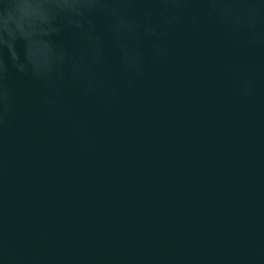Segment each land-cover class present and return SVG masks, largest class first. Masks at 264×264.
<instances>
[{
	"label": "water",
	"instance_id": "water-1",
	"mask_svg": "<svg viewBox=\"0 0 264 264\" xmlns=\"http://www.w3.org/2000/svg\"><path fill=\"white\" fill-rule=\"evenodd\" d=\"M0 264H264V0H0Z\"/></svg>",
	"mask_w": 264,
	"mask_h": 264
}]
</instances>
